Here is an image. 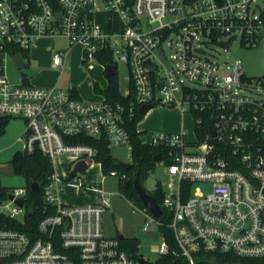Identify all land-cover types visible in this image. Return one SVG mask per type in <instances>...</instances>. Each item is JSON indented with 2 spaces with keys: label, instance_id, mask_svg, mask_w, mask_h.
Wrapping results in <instances>:
<instances>
[{
  "label": "built area",
  "instance_id": "2783aa9c",
  "mask_svg": "<svg viewBox=\"0 0 264 264\" xmlns=\"http://www.w3.org/2000/svg\"><path fill=\"white\" fill-rule=\"evenodd\" d=\"M260 1L0 0V118L24 121L18 152L39 150L54 164L44 188L49 214L36 233L26 230L32 213L28 185H0V264H156L171 251L189 264H196L200 253L264 257V96L253 95L264 92V76L247 77L234 56L264 41ZM54 37L65 38L69 46L54 54L53 66L64 67L75 45L83 48L86 64L98 54L110 55L117 73L120 64L128 69L129 88L121 93L131 98L86 100L73 88L37 87L27 77L10 83L4 56L13 59V50L29 51L35 42ZM213 44L233 58L231 70L207 55ZM152 105L191 114L194 138L183 130L146 140L147 131L137 124L141 142L161 149L158 163L171 178L160 207L175 247L160 232L157 259L150 261L130 255L118 237L104 235L103 214L112 194L96 190L94 203L76 206L56 202L54 193L62 191L60 181L73 184L68 172L65 179L56 173L58 158L76 164L97 154L76 137L104 138L111 150L126 148L131 162L128 126L142 107ZM126 179L121 174V181ZM79 188L85 193L88 186L81 182ZM141 211L147 217L144 229L156 224L160 230L162 216L156 219L145 207Z\"/></svg>",
  "mask_w": 264,
  "mask_h": 264
},
{
  "label": "rangeland",
  "instance_id": "374dc122",
  "mask_svg": "<svg viewBox=\"0 0 264 264\" xmlns=\"http://www.w3.org/2000/svg\"><path fill=\"white\" fill-rule=\"evenodd\" d=\"M261 4H264L260 1ZM69 43L65 38L54 37L41 39L30 47L29 57L26 58V66L21 71L18 70L10 54L4 56V72L9 82L12 84L20 83L25 75L32 85L37 87H54L68 90L77 89L81 97L86 100H93L99 96L94 92V83L106 86L107 78L104 73V66L98 61L93 60L89 64L83 63V48L80 45L71 47L68 51L64 67L53 66V56L56 52L68 48ZM238 47V41L232 48ZM207 55L217 59L226 69L231 70L233 67V58L225 51V47L213 44L208 46ZM128 69L125 65L120 64L118 67V78L120 91L125 94L128 91ZM255 97H263L264 92L255 91ZM160 108H165L169 112H158ZM151 113L139 122L141 131L146 130L144 138L149 140L154 134L161 133H178L185 130L188 139L194 138V120L191 114H184L178 109L164 106H155ZM170 126L164 128V126ZM176 128V129H174ZM25 130V123L21 119H12L5 129V133L0 136V167L11 163L16 152L21 151L23 142L19 141ZM112 155L117 162H129L130 156L126 148H113ZM75 166L71 164L66 157L58 158L55 162V171L60 178L65 179V173L71 172ZM104 176V178H103ZM170 176L166 173L165 168L159 163L150 173L147 180L142 186L149 194L157 192L159 184L163 189H167L170 183ZM83 181V182H82ZM121 175H104L99 164L94 163L84 175H78L77 179L71 183H83L97 190H104L112 194L110 210L103 214V233L108 238H117L122 235L124 238L136 239L139 242L137 255L153 261L157 259L156 249L162 243V235L156 224H153L148 230H145L147 217L141 211L140 206L130 201L119 191ZM0 185L9 187H21L28 185L26 179L16 174L7 176L0 173ZM57 187V186H56ZM58 187L62 189L58 194L54 193L56 202L62 201L69 205H85L86 201L96 198V192L86 190L81 195L77 191V186L68 185V181H60ZM28 207H31L28 204ZM166 217V216H165Z\"/></svg>",
  "mask_w": 264,
  "mask_h": 264
},
{
  "label": "trees",
  "instance_id": "16d2710c",
  "mask_svg": "<svg viewBox=\"0 0 264 264\" xmlns=\"http://www.w3.org/2000/svg\"><path fill=\"white\" fill-rule=\"evenodd\" d=\"M30 51L13 50L12 53H21L24 57H29ZM97 61L102 65H108L113 62L110 55H97ZM86 64V62H83ZM26 80V76H23ZM108 85L106 88H102L98 83H94L93 89L96 94L104 96L107 100L116 102L128 101L132 94L124 98L120 88H119V78L118 73L108 78ZM76 92L77 90L73 88ZM142 120V116L137 115L135 120L131 122L128 126V130L132 141V155L131 163L133 168L129 171L123 170L118 166L117 160L112 155V150L108 147V144L104 138L99 140L89 138V137H76L74 140L78 142H84L92 145L96 148L97 154L93 159L94 163L101 165V170L104 175H110L111 173H116L118 175L124 174L127 177V181L130 182L128 187L123 186V182L120 181L119 191L121 194L125 195L130 201L135 202L140 206V209H144V206L139 199L137 192L133 186L135 175L138 174V179L142 183L147 180L150 173L154 170L158 162L155 158L161 153V149L155 148L148 144H143L140 140V134L137 130V124ZM9 119L0 118V136L5 133V129L9 124ZM11 163L15 167V171L18 175L23 176L28 184V203L31 205L32 213L27 215L26 221L28 228L26 229L30 233L37 232V226L40 220H42L47 214L44 212V188L50 182V177L54 173V164L51 159L43 155L39 150H36L33 154H27L22 152H16L13 156ZM31 182H39L42 186L40 192H33L30 189ZM159 205L162 204L164 198V190L159 184L156 193L152 194ZM53 209L50 213H53ZM161 226L160 232L166 237L171 248L174 246V238L172 231L167 227L169 219L164 216L160 218ZM25 230V229H24ZM122 247L130 254L135 256L138 251L139 242L132 238H122ZM156 264H189L188 260L181 256L180 254L173 253L171 251L169 254L161 256L156 261ZM196 264H264V257L245 259L237 257L233 254H219V253H200L196 255Z\"/></svg>",
  "mask_w": 264,
  "mask_h": 264
},
{
  "label": "water",
  "instance_id": "95a60500",
  "mask_svg": "<svg viewBox=\"0 0 264 264\" xmlns=\"http://www.w3.org/2000/svg\"><path fill=\"white\" fill-rule=\"evenodd\" d=\"M60 15V14H59ZM264 35V34H263ZM235 58L241 60L244 65L246 76L249 78L254 77H262L264 76V41L261 46L253 51H247L244 49H239L234 54ZM13 61L15 62L18 70H23L25 68V61L23 59L22 54L17 53L13 56ZM105 77L111 78L117 74V67L113 64L106 65L104 70ZM154 108L152 106H144L140 109V115L145 117L149 111ZM155 161H160V154H158L155 158ZM93 161H79L75 164L73 170L68 173V180L74 181L77 179L78 175H84L90 168ZM118 166L126 171H129L133 168L131 162H118ZM0 173L7 175V176H14L15 175V167L14 165L8 164L6 166L0 167ZM129 182L126 181L124 183V187H128ZM133 186L135 191L137 192L139 199L141 200L143 206L157 219L162 216V209L156 199L144 189L141 185L138 174L135 175ZM30 189L33 192H40L42 186L39 182H31ZM20 205L24 204V200L19 202ZM119 239H122L123 236L119 235Z\"/></svg>",
  "mask_w": 264,
  "mask_h": 264
},
{
  "label": "crops",
  "instance_id": "0c3cea01",
  "mask_svg": "<svg viewBox=\"0 0 264 264\" xmlns=\"http://www.w3.org/2000/svg\"><path fill=\"white\" fill-rule=\"evenodd\" d=\"M99 84V83H98ZM107 85H108V80H107V82H106V86H101L100 84H99V86L100 87H102V88H106L107 87ZM77 90V89H76ZM77 92L79 93V95L81 96V93L77 90ZM98 96H100L99 94H97ZM158 112H161V113H164V112H169L167 109H165V108H160L159 110H158ZM151 113V111L148 113V114H150ZM147 114V115H148ZM146 115V116H147ZM183 116H184V114H182V118H183ZM170 126H172L171 125V123H170V125L168 124V126H164V128H169ZM173 127V126H172ZM174 129H176V128H174ZM183 131V130H182ZM181 132V131H180ZM99 166H100V168H101V165L99 164ZM103 178H104V176H103ZM83 182V181H82ZM73 185L74 186H77V191H78V193L79 194H81V195H83V194H85V193H80V188H79V184H77V183H73ZM87 186V185H86ZM87 190L89 191V190H91V191H95L96 192V198L95 199H93V200H88V201H86L85 203V205H87V204H92V203H94L96 200H97V189H94L93 187H91V186H88V188H87ZM86 192V191H85Z\"/></svg>",
  "mask_w": 264,
  "mask_h": 264
},
{
  "label": "flooded vegetation",
  "instance_id": "af4514ba",
  "mask_svg": "<svg viewBox=\"0 0 264 264\" xmlns=\"http://www.w3.org/2000/svg\"><path fill=\"white\" fill-rule=\"evenodd\" d=\"M9 164H10V163H9ZM126 181H127V179H126L123 183H125ZM129 185H130V182H129ZM129 185H128V186H129ZM123 186H124V184H123Z\"/></svg>",
  "mask_w": 264,
  "mask_h": 264
}]
</instances>
